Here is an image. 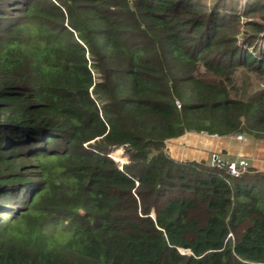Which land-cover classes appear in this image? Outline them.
Listing matches in <instances>:
<instances>
[{
  "label": "trees",
  "instance_id": "obj_1",
  "mask_svg": "<svg viewBox=\"0 0 264 264\" xmlns=\"http://www.w3.org/2000/svg\"><path fill=\"white\" fill-rule=\"evenodd\" d=\"M189 131L264 139V0H0V264H264V169Z\"/></svg>",
  "mask_w": 264,
  "mask_h": 264
},
{
  "label": "crops",
  "instance_id": "obj_2",
  "mask_svg": "<svg viewBox=\"0 0 264 264\" xmlns=\"http://www.w3.org/2000/svg\"><path fill=\"white\" fill-rule=\"evenodd\" d=\"M250 140H239L232 135L214 136L204 131H189L181 136L171 138V143L168 142L167 145L169 144V153L180 160L205 159L210 161V154L215 150L228 158L241 156L250 160L253 158L256 165L264 169V142L259 140L260 142L251 144Z\"/></svg>",
  "mask_w": 264,
  "mask_h": 264
},
{
  "label": "built area",
  "instance_id": "obj_3",
  "mask_svg": "<svg viewBox=\"0 0 264 264\" xmlns=\"http://www.w3.org/2000/svg\"><path fill=\"white\" fill-rule=\"evenodd\" d=\"M178 102V101H177ZM217 135V134H216ZM236 139H245L243 133L232 134ZM211 164L219 168H225L230 175L237 176L241 174L249 165L246 157H237L234 159H225L218 152H213L211 155Z\"/></svg>",
  "mask_w": 264,
  "mask_h": 264
},
{
  "label": "rangeland",
  "instance_id": "obj_4",
  "mask_svg": "<svg viewBox=\"0 0 264 264\" xmlns=\"http://www.w3.org/2000/svg\"><path fill=\"white\" fill-rule=\"evenodd\" d=\"M252 16H249L248 18H251ZM211 135H214V136H216V134H211ZM245 136H246V138L245 139H239V140H250V143L252 144L253 142H257V141H263L264 142V139H260V138H254V137H251V136H249L248 134H245ZM247 141V142H248ZM259 141V142H260ZM168 142H170V140H168ZM167 142V143H168ZM171 143V142H170ZM169 145V144H168ZM168 145H167V148H168ZM122 147V154L124 155V157H126V160H128L129 161V163H132V161L128 158V156H127V154H126V152H125V150H124V147L123 146H121ZM213 152H217V151H212L211 152V154H210V158H211V155L213 154ZM219 153V152H218ZM220 156H222L221 154H220ZM223 158H225V159H234V158H228V157H225V156H222ZM247 158V157H246ZM252 158V157H251ZM210 160V159H209ZM247 160H248V162H249V165H252V166H256V167H258L257 165H256V162H254L253 160V158L250 160L249 158H247ZM118 162V161H117ZM253 162V163H252ZM119 163V162H118ZM119 165L120 166H123V164L121 165L120 163H119ZM259 168V167H258ZM259 169H261V168H259Z\"/></svg>",
  "mask_w": 264,
  "mask_h": 264
},
{
  "label": "clouds",
  "instance_id": "obj_5",
  "mask_svg": "<svg viewBox=\"0 0 264 264\" xmlns=\"http://www.w3.org/2000/svg\"><path fill=\"white\" fill-rule=\"evenodd\" d=\"M217 135H218V134H217ZM110 155H111V154H110ZM112 157H113V156H112ZM113 158H114V157H113ZM114 159H115V158H114ZM209 162H210V164H211V158H210V161H209ZM211 165H212V164H211ZM213 166H215V165H213ZM181 250H182L183 252H189V249L182 248ZM184 250H185V251H184ZM187 250H188V251H187Z\"/></svg>",
  "mask_w": 264,
  "mask_h": 264
},
{
  "label": "water",
  "instance_id": "obj_6",
  "mask_svg": "<svg viewBox=\"0 0 264 264\" xmlns=\"http://www.w3.org/2000/svg\"><path fill=\"white\" fill-rule=\"evenodd\" d=\"M185 251V250H184ZM188 251V250H187Z\"/></svg>",
  "mask_w": 264,
  "mask_h": 264
}]
</instances>
